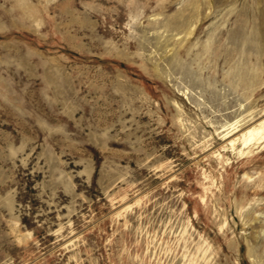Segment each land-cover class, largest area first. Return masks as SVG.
I'll use <instances>...</instances> for the list:
<instances>
[{"label": "rangeland", "instance_id": "1", "mask_svg": "<svg viewBox=\"0 0 264 264\" xmlns=\"http://www.w3.org/2000/svg\"><path fill=\"white\" fill-rule=\"evenodd\" d=\"M262 118L264 0H0V264H264Z\"/></svg>", "mask_w": 264, "mask_h": 264}, {"label": "bare ground", "instance_id": "2", "mask_svg": "<svg viewBox=\"0 0 264 264\" xmlns=\"http://www.w3.org/2000/svg\"><path fill=\"white\" fill-rule=\"evenodd\" d=\"M192 24H193V22H192ZM208 46H209V44H208ZM238 119H240V118H238ZM238 119L230 124V129L224 133V138H225V141L227 142V144H229L233 150L237 149L238 146L240 145L241 148H239V153L244 154L245 149H248V150L252 149L254 146H256L257 144H260L261 142L264 141V118L252 121L248 125H245L246 123L241 124L243 120L240 121ZM221 135H223V134H221Z\"/></svg>", "mask_w": 264, "mask_h": 264}]
</instances>
